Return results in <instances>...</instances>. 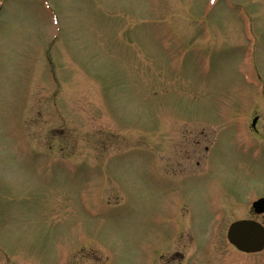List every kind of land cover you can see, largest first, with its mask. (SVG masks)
<instances>
[{"label": "rangeland", "instance_id": "374dc122", "mask_svg": "<svg viewBox=\"0 0 264 264\" xmlns=\"http://www.w3.org/2000/svg\"><path fill=\"white\" fill-rule=\"evenodd\" d=\"M254 116L264 0H0V264H250Z\"/></svg>", "mask_w": 264, "mask_h": 264}, {"label": "water", "instance_id": "95a60500", "mask_svg": "<svg viewBox=\"0 0 264 264\" xmlns=\"http://www.w3.org/2000/svg\"><path fill=\"white\" fill-rule=\"evenodd\" d=\"M257 213L264 212V198L253 204ZM229 242L246 253L259 252L264 248V228L256 222L238 221L228 230Z\"/></svg>", "mask_w": 264, "mask_h": 264}, {"label": "flooded vegetation", "instance_id": "af4514ba", "mask_svg": "<svg viewBox=\"0 0 264 264\" xmlns=\"http://www.w3.org/2000/svg\"><path fill=\"white\" fill-rule=\"evenodd\" d=\"M259 124H260L259 118L257 116H254L250 120V123H249V126H248V130L250 132V135H253L254 137L258 138L261 141L263 139V142H262L263 143V146L261 147L260 145H258V143H255L254 144V142H253L254 140L250 137V152L252 153L253 152L252 150L255 147L258 148V149L261 148L262 155H263V162H264V124H263L262 127H259ZM262 155H259V156L261 157ZM257 158H259V157H257ZM254 160H257L258 161V159L250 158V163H253ZM200 163H201L200 161H196L195 162V164L197 166H199ZM251 167L252 166H250V171H253L251 169ZM220 194L221 195H225L224 192H221ZM262 198H264V193L261 194V195H258L257 197H255L254 193H252L250 191V204H249L250 210H249V216L248 217H243V218L235 219L234 222H237V221L256 222V223H258L259 225H261L264 228V212L263 213H257L256 210H255V208H254V206H253V204L256 201H258V200H260ZM215 210H216L217 214L215 215L214 219H216L217 222L220 223V222H222V218H223L222 214H223L225 208H224L223 204L221 203L218 206H215ZM229 244H230V246L234 250L238 251L230 242H229ZM262 252L264 253V248L261 251H259V252H250V253H244V252L242 253V252H240V253L245 254V255H250V264H254V261H255V258L254 257H255V255L256 254H259V253H262Z\"/></svg>", "mask_w": 264, "mask_h": 264}]
</instances>
